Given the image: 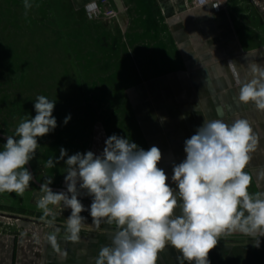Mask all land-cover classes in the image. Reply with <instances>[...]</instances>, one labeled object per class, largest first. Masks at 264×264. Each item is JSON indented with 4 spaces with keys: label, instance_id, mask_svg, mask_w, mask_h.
<instances>
[{
    "label": "crops",
    "instance_id": "crops-1",
    "mask_svg": "<svg viewBox=\"0 0 264 264\" xmlns=\"http://www.w3.org/2000/svg\"><path fill=\"white\" fill-rule=\"evenodd\" d=\"M223 1L215 9L193 0H68L83 19L66 25L71 35L81 33L83 39L72 27L86 26L87 44H92L86 53H124L133 61L134 82L126 88V97L140 145L161 150L158 166L173 188V164L184 160V142L204 120L231 124L243 119L254 137L245 167L252 177L249 192H264V110L238 101L243 83H264V0ZM93 2L105 3L115 14L89 18L86 5ZM78 198L90 208V196ZM52 209L54 218L28 216V226L18 237L0 238V264H95L100 248L111 244L116 226L102 221L97 227L86 210L79 240H67L71 209L61 214L57 206ZM53 234L57 247L48 240ZM254 243L243 233L225 232L209 253L210 264H264V237L259 247ZM157 264L189 262L169 245L158 254Z\"/></svg>",
    "mask_w": 264,
    "mask_h": 264
},
{
    "label": "clouds",
    "instance_id": "clouds-1",
    "mask_svg": "<svg viewBox=\"0 0 264 264\" xmlns=\"http://www.w3.org/2000/svg\"><path fill=\"white\" fill-rule=\"evenodd\" d=\"M31 7L24 0L26 15ZM238 101L264 110V83L255 79L243 83ZM55 103L39 95L35 116L24 118L14 134L6 136L0 150V193L23 195L30 187L34 177L26 165L40 147L38 139L57 127ZM69 120L70 116L64 123ZM253 147L247 120L231 124L204 120L185 140L184 160L173 164L175 188L158 166L162 153L157 146L144 150L113 134L99 155L92 151L68 155L61 148L55 162L50 158L46 166L64 161L66 191L53 192L52 177L48 178L40 186L38 207L53 218L56 213L49 205L57 206L59 214L71 209L65 228V238L71 241L80 238L86 219L81 213L86 210L97 227L102 221L114 224L111 244L100 248L95 264H157L158 254L169 245L189 264H210L209 253L225 232L253 237L255 247L264 237V192H249L252 177L245 171ZM82 194L92 198L89 209L78 198ZM48 240L57 247L55 234Z\"/></svg>",
    "mask_w": 264,
    "mask_h": 264
},
{
    "label": "rangeland",
    "instance_id": "rangeland-1",
    "mask_svg": "<svg viewBox=\"0 0 264 264\" xmlns=\"http://www.w3.org/2000/svg\"><path fill=\"white\" fill-rule=\"evenodd\" d=\"M66 1L29 0L32 7L26 15L24 0H0V132L13 135L24 118L34 117L39 95L56 101L57 127L38 139L40 147L29 163L37 182L52 177L50 186L58 188L66 187L67 166L63 160L55 167L46 165L50 158L55 162L61 148L68 155H99L113 134L143 148L126 97L134 82L133 61L124 53H86L92 45L87 44L86 26L72 27L83 39L81 33L71 35L66 25L83 15ZM4 143L0 136V150ZM35 180L30 187H36ZM30 197L29 190L23 195L0 193V238L18 237L28 226V216L44 217Z\"/></svg>",
    "mask_w": 264,
    "mask_h": 264
},
{
    "label": "built area",
    "instance_id": "built-area-1",
    "mask_svg": "<svg viewBox=\"0 0 264 264\" xmlns=\"http://www.w3.org/2000/svg\"><path fill=\"white\" fill-rule=\"evenodd\" d=\"M196 4H205V3H211L213 4L215 9H220L223 6V0H193ZM95 4V9H87L86 12L87 15L90 18H97V17H109L115 14L114 9L104 6L105 3H98L93 2ZM91 4V3H90Z\"/></svg>",
    "mask_w": 264,
    "mask_h": 264
},
{
    "label": "water",
    "instance_id": "water-1",
    "mask_svg": "<svg viewBox=\"0 0 264 264\" xmlns=\"http://www.w3.org/2000/svg\"><path fill=\"white\" fill-rule=\"evenodd\" d=\"M0 136L6 138L7 135L0 132ZM27 166H28V169L30 170V172L32 173V175L34 177V173H33V170H32L30 163ZM34 180H35V177H34ZM35 183H36V187H33V188L29 187L27 190L31 191L30 203L33 205H38V200L40 199V196L42 195V191L40 188L41 183L37 182L36 180H35ZM50 188L52 190H56L53 187H50Z\"/></svg>",
    "mask_w": 264,
    "mask_h": 264
}]
</instances>
